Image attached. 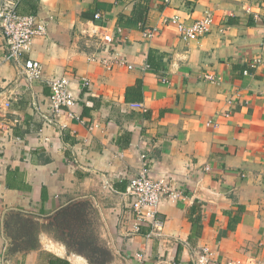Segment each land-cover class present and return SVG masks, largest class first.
<instances>
[{"label": "crops", "instance_id": "0c3cea01", "mask_svg": "<svg viewBox=\"0 0 264 264\" xmlns=\"http://www.w3.org/2000/svg\"><path fill=\"white\" fill-rule=\"evenodd\" d=\"M19 11L47 33L23 56L43 66L29 84L4 60L0 29V89L16 94L0 117V264H90L54 229L75 205L101 264H201L206 248L209 264H264V0H22ZM98 13L112 45L91 33ZM207 13L210 34L189 42L166 23ZM112 56L133 68L108 69ZM64 76L76 117L48 124L35 104L49 112V81ZM145 164L182 193L161 199L166 223L149 237L134 232L128 196Z\"/></svg>", "mask_w": 264, "mask_h": 264}, {"label": "built area", "instance_id": "2783aa9c", "mask_svg": "<svg viewBox=\"0 0 264 264\" xmlns=\"http://www.w3.org/2000/svg\"><path fill=\"white\" fill-rule=\"evenodd\" d=\"M22 0H1L0 1V29L6 38V53L4 60L6 62H14L18 68L19 78L26 80L29 84L40 81L43 76V66L41 62L33 59L24 60L23 56L30 50L33 40L37 37H44L47 33V25L42 22L36 15L23 14L19 11V5ZM102 15L96 14L90 28L92 35L99 36L98 29L101 26ZM214 19L210 13H207L201 20L191 25L185 24L180 17L175 16L166 20L168 24H175L179 30L182 40L189 42L197 40L210 34ZM144 34L148 38L158 35V28L146 29ZM105 45L114 43L113 36L105 32L99 36ZM95 60V58H92ZM108 69H112L115 65L127 66L132 69L133 66L128 65L124 58L112 56L102 61ZM262 59H258L256 64H261ZM248 74V72H245ZM208 79L214 80V76H208ZM81 86L89 89L91 82L87 78H81ZM51 94L49 96L50 111H42L40 106L35 104L36 109L40 110L43 120L48 124H53L57 117L65 114L68 118H75V114L71 111L76 105L77 99L71 90L70 79L67 76L57 77L49 81ZM14 87L6 85L0 89V117L5 116L6 112L11 109L15 99ZM78 119V118H76ZM145 159V156H143ZM151 171L145 164L139 175L131 181L128 188V196L131 200V209L135 219L134 232L140 233L143 226H149L151 235H159L166 223V219L159 211L160 201L163 197L172 199L181 198L182 193L176 190L169 180L153 179ZM212 253L209 249H204L200 256L201 264H209ZM228 264H239L233 261Z\"/></svg>", "mask_w": 264, "mask_h": 264}, {"label": "trees", "instance_id": "16d2710c", "mask_svg": "<svg viewBox=\"0 0 264 264\" xmlns=\"http://www.w3.org/2000/svg\"><path fill=\"white\" fill-rule=\"evenodd\" d=\"M133 89L136 91L141 90L140 84ZM82 210V208L79 209L78 205H75L73 208L59 212L54 222L56 236L61 238L70 250L85 255L90 264H101L108 258L106 251L100 248L94 239L87 236L88 233H80V228L83 224L82 217L84 216ZM16 221L18 224L27 222V220L21 219ZM239 221L235 220V223ZM230 228L233 229L234 226L230 225ZM57 262L69 264L67 261H59L58 259L55 262H51V264H58Z\"/></svg>", "mask_w": 264, "mask_h": 264}]
</instances>
